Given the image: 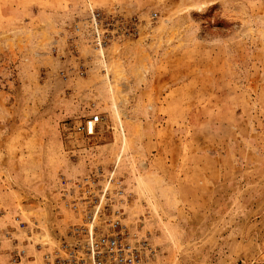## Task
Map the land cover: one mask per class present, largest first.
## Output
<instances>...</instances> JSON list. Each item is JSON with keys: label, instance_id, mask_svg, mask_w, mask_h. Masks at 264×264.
I'll return each instance as SVG.
<instances>
[{"label": "rangeland", "instance_id": "rangeland-1", "mask_svg": "<svg viewBox=\"0 0 264 264\" xmlns=\"http://www.w3.org/2000/svg\"><path fill=\"white\" fill-rule=\"evenodd\" d=\"M97 205L152 264H264V0H0V264Z\"/></svg>", "mask_w": 264, "mask_h": 264}, {"label": "built area", "instance_id": "built-area-1", "mask_svg": "<svg viewBox=\"0 0 264 264\" xmlns=\"http://www.w3.org/2000/svg\"><path fill=\"white\" fill-rule=\"evenodd\" d=\"M96 46L99 47V39ZM101 117L97 115L75 126L77 132L85 137H92L102 127ZM113 128L106 126V129ZM115 130L120 132L119 124ZM105 192V190H104ZM122 196L121 192L117 193ZM99 206L93 214L84 220L82 227L68 230L67 240L59 241L52 247H33V252L25 255L22 249H14L11 255L13 264H152L153 251L136 234H130L120 223L117 216L102 223L94 224ZM18 221V220H16ZM29 244L25 246L28 247Z\"/></svg>", "mask_w": 264, "mask_h": 264}, {"label": "bare ground", "instance_id": "bare-ground-1", "mask_svg": "<svg viewBox=\"0 0 264 264\" xmlns=\"http://www.w3.org/2000/svg\"><path fill=\"white\" fill-rule=\"evenodd\" d=\"M106 191V189H104Z\"/></svg>", "mask_w": 264, "mask_h": 264}]
</instances>
